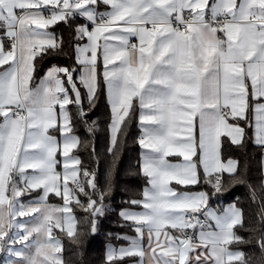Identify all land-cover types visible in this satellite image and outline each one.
I'll list each match as a JSON object with an SVG mask.
<instances>
[{
	"label": "snow or ice",
	"instance_id": "snow-or-ice-1",
	"mask_svg": "<svg viewBox=\"0 0 264 264\" xmlns=\"http://www.w3.org/2000/svg\"><path fill=\"white\" fill-rule=\"evenodd\" d=\"M101 5L108 10L100 11ZM42 9L50 14L45 16ZM77 15L86 20L74 29L79 68L54 65L36 83L35 58L63 48V39L58 42L47 29ZM85 37L88 42L81 46L78 41ZM101 55L111 106L108 155L117 158L135 100L143 128L138 143L150 149L140 166L148 186L140 199L129 202L142 210L120 212L125 221L132 222L136 236L117 237L129 241L126 247L109 244L107 264L136 257L144 264L146 255L155 264H250L243 251L231 249L233 244L244 243H255L264 258V196L254 187L249 185L250 199L259 203L255 213L259 227L249 231L259 236L254 240L250 235L245 241L235 231L244 224L243 209L236 203L222 210L213 208L208 193L178 191L171 185L172 181L183 186L199 183L198 165L192 159L197 121L199 165L205 182L214 189L212 195L224 190L223 173L238 174V161L222 164L217 150L221 129L227 130L233 144L242 143L244 128L228 124V117L247 118L249 94L264 98V0H0V252L8 254L6 264H63L61 241L50 234L55 219V227L66 229L76 242L72 200L90 213L88 222L96 230L95 217L105 208V190L98 189L95 171L84 169V179L78 178L76 166L81 161L68 156L79 143L73 135L63 136L61 183L54 167L57 140L49 130L58 127L62 134L71 132L66 111L70 103L78 105L81 117L87 115L76 71L89 105L94 106ZM62 75L71 85L74 101ZM56 105L62 124H58ZM254 111V142L264 149V104L257 103ZM180 132L186 135L181 138ZM173 154L183 156L184 163H170L167 157ZM260 189L264 193V182ZM38 190V196L22 202ZM106 190L111 191L110 180ZM52 193L62 197V206L48 203ZM16 217L28 219L21 222ZM145 231L150 254L143 244Z\"/></svg>",
	"mask_w": 264,
	"mask_h": 264
},
{
	"label": "trees",
	"instance_id": "trees-1",
	"mask_svg": "<svg viewBox=\"0 0 264 264\" xmlns=\"http://www.w3.org/2000/svg\"><path fill=\"white\" fill-rule=\"evenodd\" d=\"M84 24V20L79 17L70 18L67 23L58 22L50 26V30L59 42L63 39V48L57 52L49 50L46 55H38L34 60L35 81L51 66L67 67L69 69L79 68L75 59V45L77 43L74 29L77 25ZM85 41V38L78 43ZM99 90L96 102L89 105L87 92L79 81L76 80L83 100V109L86 116L79 115V107L75 103L67 105L69 125L71 132L74 133L79 143L73 149V153L80 159L78 165L80 172L78 178L83 180V170L95 171V181L98 189L105 190L103 204L105 206L102 215L95 217L96 230L92 231V218L90 213L85 212L78 204L72 200L70 207L76 220V242L70 239L67 233L61 229H53V233L58 237L62 244L61 258L63 264H107L105 259V245L107 243H119L123 239H118L123 234L133 231L130 224L119 216V211L124 207H131L130 201L141 197L144 186L147 184L146 176L141 172L140 156L141 145L138 143L140 138V128L138 126V103L134 102L130 118L124 126L121 135L122 144L118 148L117 158L108 155L109 128L111 110L106 96V86L103 82L102 63L97 64ZM78 71L74 73L76 77ZM246 119H232L240 127L244 128L245 133L241 144H233L227 136H222L220 153L222 160L232 159L238 161L239 171L235 177L227 172L223 173L224 190L216 194V200L222 205L236 203L243 209V227L237 226L235 231L247 241L250 235L255 238L259 233H250V228L259 227L255 213L259 211V203H253L250 199L249 185L254 187L259 196H264L260 185L264 182V172L262 166L264 151L255 144L252 138L251 127V107L249 104L246 109ZM87 121V123H85ZM93 122H95L93 124ZM91 128V131L89 130ZM109 165L111 174L108 175ZM242 180L243 183L231 184L230 180ZM110 180L111 191L106 190V183ZM214 180V177H213ZM206 178L200 176L199 183L192 185L193 188H205L210 194L213 187L206 183ZM90 191V189H89ZM36 192L33 194V196ZM33 196H24L29 199ZM98 197V194H97ZM86 206V199L80 197ZM50 201H58L54 195L49 196ZM60 201V200H59ZM232 248L243 251L250 258V264H264V258L255 243L252 244H233ZM1 253V252H0ZM132 259L125 258L116 260L115 264H128Z\"/></svg>",
	"mask_w": 264,
	"mask_h": 264
},
{
	"label": "crops",
	"instance_id": "crops-1",
	"mask_svg": "<svg viewBox=\"0 0 264 264\" xmlns=\"http://www.w3.org/2000/svg\"><path fill=\"white\" fill-rule=\"evenodd\" d=\"M99 10L100 11H105V10H108V9H106L105 8V6H103V5H101L100 6V8H99ZM42 11H43V14L45 15V16H47L46 15V11L47 10H44V9H42ZM84 20V24L86 23V20L85 19H83ZM84 24H82V25H84ZM48 31H50L51 33H52V31L50 30V27L47 29ZM89 30H91L90 29V27H89ZM222 37H223V34L221 33L220 34ZM133 39V42H135V43H138V41L137 40H135V38H132ZM88 41H87V38L85 37V41L84 42H82V43H80V45H82V44H86ZM100 43H102V41L100 42ZM5 45H6V50H7V47H8V45H7V41H5ZM101 52H102V50H101ZM90 54V53H89ZM98 61L99 62H101L102 63V74H103V71H104V64H103V58H102V55L100 56V58L98 59ZM52 67V66H51ZM51 67H49L48 69H50ZM47 69V70H48ZM47 70L35 81L36 83H38L39 82V80H40V78L41 77H43L44 75H45V73L47 72ZM63 76V75H62ZM64 78L66 77V76H63ZM79 81V80H78ZM249 93H251V88H250V82H249ZM70 95H71V97H73V93L71 92V90H70ZM137 103H138V108H139V101L137 100ZM257 103H262V104H264V98H258V99H255V98H253L252 96H251V94H249V96H248V104H250V107H251V127H252V138H253V141H255V123H256V121H255V115H256V113H255V111H254V109H255V106H256V104ZM54 110H55V112L57 113V117H58V124H62V123H64V121L63 120H59V105H56L55 107H54ZM228 111H229V113H230V111H231V109L229 108V109H227ZM66 111H67V105H66ZM232 119L233 118H231V116H229L228 117V120H227V123L228 124H230V125H238L236 122H234V121H232ZM67 123L69 124V120L67 121ZM138 126H139V128H140V135L142 136L143 135V128H141V121H140V111H139V113H138ZM239 126V125H238ZM75 135L74 133H72V132H70V133H65V134H62L61 132H60V130H59V128L58 127H56V128H54V129H50L49 130V135H52V136H54V137H56V140H57V152H56V154H55V160L57 161V163L54 165V167H55V171L57 172V173H59L60 174V181H61V183L63 182V173H64V163H65V157H64V155H63V151H64V139H63V136L64 135ZM194 134H195V139H196V155H194L193 157H192V159H193V162H195V163H197V165H198V176L200 177V176H202V177H204L205 178V175H204V171H203V167L202 166H200L199 165V160H200V155H201V152H200V149H199V124H198V121H197V124H196V127H195V129H194ZM186 135V133H184V132H180L179 133V136L181 137V138H183L184 136ZM76 136V135H75ZM140 136V137H141ZM222 136H227L229 139H231V137L230 136H228L227 135V130L226 129H221V133H220V137H219V148H218V150H217V154H218V156H219V160H220V162L222 163V164H224V165H227V163H228V161L230 160V159H227V160H222V158H221V153H220V145H221V139H222ZM77 137V136H76ZM232 141V140H231ZM75 147H73V148H71L70 149V151H69V153H68V156L69 157H72V158H78L74 153H73V149H74ZM148 151H150V149H144V148H142L141 147V156H140V166H141V164H142V162H143V154L144 153H146V152H148ZM167 159L169 160V162L170 163H184V157L183 156H181V155H179V154H173V155H170L169 157H167ZM232 160V159H231ZM262 166H263V172H264V154H263V160H262ZM69 167L70 168H72L73 167V165L71 164V162L69 161ZM76 167H78V165L76 166ZM141 168V167H140ZM28 172H29V174H31V172H32V170L31 169H29V170H27ZM147 178V177H146ZM69 186H71L72 187V181L71 180H69ZM171 185H172V187L173 188H175L176 190H178V191H183V192H188V193H199V192H206V193H208V191L205 189V188H193V187H191L192 185H188V186H183V185H178V184H176L175 183V181H172L171 182ZM146 186H148V184H146L144 187H146ZM40 194V191L38 190L37 192H36V194L33 196V197H30L29 199H32V198H34L35 196H38ZM209 194V193H208ZM50 195H54V196H56L54 193H52V194H50ZM49 195V196H50ZM57 198H59V200L60 201H62L63 202V199H62V197H60V196H56ZM141 198V197H140ZM139 198V199H140ZM24 199V198H23ZM24 200H28L27 198L26 199H24ZM48 200H49V198H48ZM58 200V201H59ZM229 204H232V203H227V204H225V205H222V207L220 208L221 210L223 209V207H226L227 205H229ZM131 209V210H133V211H140V210H142V207H133V206H131V207H124V208H122L120 211H119V216H120V212L122 211V210H124V209ZM121 217V216H120ZM122 218V217H121ZM123 219V218H122ZM124 220V219H123ZM129 224H130V226L132 227V222H129V221H127ZM132 229H133V231L131 232V233H129V234H123V235H121V237H124V236H128V237H134V236H136V233H135V231H134V228L132 227ZM172 235H175V236H179V233L178 232H176L175 230H172V229H169L168 230ZM198 231V230H197ZM164 238L163 237H161V240H163ZM128 243H129V241H127V240H125V239H123V241H121V242H119V243H107L106 245H105V250H104V253L106 254V249H107V246L110 244V245H112L113 247H115V248H120V247H126V246H128ZM143 244H144V248H145V250H146V252L148 253V254H150V252H151V249H149L148 248V241H147V232L145 231V238H144V241H143ZM156 245L155 244H153V247H155ZM231 249L232 250H239V249H235V248H232L231 247ZM159 252H160V249L159 248H157V255H159ZM128 264H140V258L139 257H136V258H134V260L132 259V261L131 262H129ZM144 264H155V262L153 261V262H150L149 261V259H148V257H147V255H146V257H145V259H144Z\"/></svg>",
	"mask_w": 264,
	"mask_h": 264
},
{
	"label": "rangeland",
	"instance_id": "rangeland-1",
	"mask_svg": "<svg viewBox=\"0 0 264 264\" xmlns=\"http://www.w3.org/2000/svg\"><path fill=\"white\" fill-rule=\"evenodd\" d=\"M83 45V44H82ZM81 45V46H82ZM79 75H80V73H79V71H78V73H77V75H76V80L78 81L79 79H78V77H79ZM61 79H62V81L64 82V86H65V88L68 90V92H69V98H70V100H72V101H74L75 100V94L73 93V97H71V95H70V90H71V85H69L68 83H67V77H63V76H61ZM85 89V88H84ZM86 90V89H85ZM86 92H87V90H86ZM106 96H107V90H106ZM110 105V104H109ZM110 110H111V106H110ZM73 135V134H72ZM73 136H75V135H73ZM69 187H71V186H69ZM29 200V199H28ZM28 200H24L23 198H22V202H24V203H27V201ZM48 203L50 204V205H58V206H62L63 205V202L62 201H50V200H48ZM72 215H73V213H72ZM74 216V215H73ZM16 219L18 220V221H21V222H23V221H26L28 218L27 217H16ZM52 227H53V229H55L56 227H55V219L53 220V223H52ZM56 229H60V228H56ZM66 233H67V230L65 229L64 230ZM51 235V237L52 238H58L54 233H53V231H52V233L50 234ZM30 239H32V238H30ZM41 239H45V237L42 235L41 236ZM20 245H17V247H19ZM33 251H34V249H33ZM7 253L6 252H1L0 253V264H6V258H7ZM59 256L61 257V253L59 254Z\"/></svg>",
	"mask_w": 264,
	"mask_h": 264
},
{
	"label": "built area",
	"instance_id": "built-area-1",
	"mask_svg": "<svg viewBox=\"0 0 264 264\" xmlns=\"http://www.w3.org/2000/svg\"><path fill=\"white\" fill-rule=\"evenodd\" d=\"M50 13L48 12V11H46V15H49ZM185 16H188V13L187 12H185ZM75 17H79V18H81V19H84V18H82V17H80L79 15H77V16H75ZM226 111H228L227 109H226ZM229 112V111H228ZM263 151H264V149H263ZM73 186V185H72ZM214 192V189L212 190V192L209 194L210 195V200H209V204H210V206L211 207H213V208H217V207H219V208H221V204H220V202L218 201V200H216L215 198H216V196L214 195H212V193ZM188 231V233L189 234H192V232H193V230L192 229H189V230H187Z\"/></svg>",
	"mask_w": 264,
	"mask_h": 264
}]
</instances>
